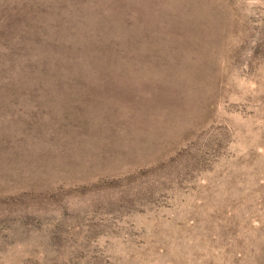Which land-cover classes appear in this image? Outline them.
Segmentation results:
<instances>
[{
  "label": "rangeland",
  "instance_id": "374dc122",
  "mask_svg": "<svg viewBox=\"0 0 264 264\" xmlns=\"http://www.w3.org/2000/svg\"><path fill=\"white\" fill-rule=\"evenodd\" d=\"M29 1H0V152L40 132L45 77L83 89L71 70L94 52L111 69L120 52L91 26L101 39H73L79 7ZM215 1L202 54L188 52L201 110L143 159L84 178L34 157L3 166L16 179L0 183V264H264V0Z\"/></svg>",
  "mask_w": 264,
  "mask_h": 264
},
{
  "label": "bare ground",
  "instance_id": "6f19581e",
  "mask_svg": "<svg viewBox=\"0 0 264 264\" xmlns=\"http://www.w3.org/2000/svg\"><path fill=\"white\" fill-rule=\"evenodd\" d=\"M214 1L30 0L28 3L79 7L80 20L76 24L77 31L72 34L73 39L78 41L99 33L104 37L117 36L120 52L115 55V65L107 70H103L101 54L93 51L97 55L91 65L90 60L83 58L79 69L68 74L77 77V81L80 79L83 89H77L73 79H57L63 76L57 70L43 79V103L48 111L39 123L41 130L36 134L29 131L16 150L0 152V183L7 177L16 179V175H1L5 164L28 157L40 159L47 168L54 167L59 170L56 173L68 177L84 178L96 172L122 168L126 163L143 159L145 153L140 151L156 136L171 134L177 122L196 117L201 110L197 108V101L201 89L199 83L203 82L198 83V75L202 69L190 70L188 52L199 54L205 44L204 36H209L212 24H216L210 13ZM90 26L100 32L95 35L83 29ZM173 44L183 47L182 56L176 45L177 49L170 48ZM40 77L39 70L35 77L39 84ZM47 131L54 134L52 139L48 138L50 134L44 135ZM42 146L43 150L39 151ZM60 146L62 152L55 153Z\"/></svg>",
  "mask_w": 264,
  "mask_h": 264
}]
</instances>
